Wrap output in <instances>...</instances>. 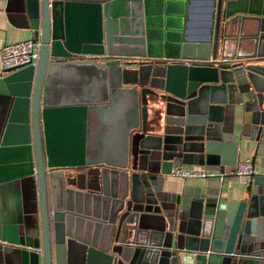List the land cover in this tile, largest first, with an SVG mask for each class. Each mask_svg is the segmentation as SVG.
Instances as JSON below:
<instances>
[{
  "label": "water",
  "instance_id": "obj_1",
  "mask_svg": "<svg viewBox=\"0 0 264 264\" xmlns=\"http://www.w3.org/2000/svg\"><path fill=\"white\" fill-rule=\"evenodd\" d=\"M18 1L40 44L36 66H25L33 165L18 188L0 182V264H89L93 255L100 264H264V173L251 172L237 201L220 189H164L184 164L233 166L247 143L252 169L257 158L264 169V0H205L196 38L191 0ZM234 44L246 51L229 55ZM116 57L141 60L128 169L85 163L86 109L97 99L75 90L65 100L60 86L93 71L106 97ZM77 249L80 260L69 261Z\"/></svg>",
  "mask_w": 264,
  "mask_h": 264
},
{
  "label": "crops",
  "instance_id": "obj_2",
  "mask_svg": "<svg viewBox=\"0 0 264 264\" xmlns=\"http://www.w3.org/2000/svg\"><path fill=\"white\" fill-rule=\"evenodd\" d=\"M18 0H0V46L20 40L30 39V32L24 28L22 18L16 15L15 3ZM205 0H191L189 12L190 37L203 36V14ZM18 13V12H17ZM235 44L229 47V55L245 52V45ZM96 63L102 64L97 60ZM136 66H122L116 76H109L108 95L100 98L95 92L101 82L93 71H73L61 82V94L65 100L75 90H87L97 99L87 104L85 118L84 161L86 164H103L128 169L130 164V137L139 123L138 87L135 85ZM124 71V72H123ZM32 71L20 67L4 72L0 69V182L10 181L15 185L26 176L33 165V151L29 121V95L32 85ZM73 90V91H72ZM236 118L234 131L240 129ZM247 133V130H246ZM59 144L62 141L56 140ZM59 146V145H58ZM253 143L243 144L237 149V161L250 159ZM236 161V162H237ZM221 166V165H220ZM219 165L184 164L182 167L210 169L220 172ZM253 171L264 173L256 159ZM182 186L200 191L220 189L222 199L237 201L245 197L246 181L236 177L186 178L168 176L164 189L177 192ZM34 190V189H33ZM33 202L36 195L32 191ZM77 251H69L68 260H80ZM89 264H100L97 255H93Z\"/></svg>",
  "mask_w": 264,
  "mask_h": 264
},
{
  "label": "built area",
  "instance_id": "obj_3",
  "mask_svg": "<svg viewBox=\"0 0 264 264\" xmlns=\"http://www.w3.org/2000/svg\"><path fill=\"white\" fill-rule=\"evenodd\" d=\"M39 41L25 39L12 43H6L0 46V69L20 68L25 66L35 67L38 55H39ZM79 60H99L103 62L104 55L95 54H78ZM112 59H118L119 64L122 66H135L138 59L116 57ZM134 62V63H133ZM253 171L250 159H244L237 161L233 166L223 169L220 172H216L210 169H199L193 167H178L175 168L172 175L179 179L186 178H217L221 180L223 177H236L243 180H247L248 176Z\"/></svg>",
  "mask_w": 264,
  "mask_h": 264
}]
</instances>
